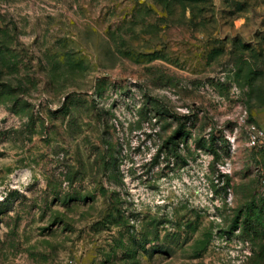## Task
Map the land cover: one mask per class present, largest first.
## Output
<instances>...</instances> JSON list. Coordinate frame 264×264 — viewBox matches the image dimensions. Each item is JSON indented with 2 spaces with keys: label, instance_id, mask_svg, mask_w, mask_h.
<instances>
[{
  "label": "rangeland",
  "instance_id": "rangeland-1",
  "mask_svg": "<svg viewBox=\"0 0 264 264\" xmlns=\"http://www.w3.org/2000/svg\"><path fill=\"white\" fill-rule=\"evenodd\" d=\"M264 0H0V264H264Z\"/></svg>",
  "mask_w": 264,
  "mask_h": 264
},
{
  "label": "built area",
  "instance_id": "built-area-1",
  "mask_svg": "<svg viewBox=\"0 0 264 264\" xmlns=\"http://www.w3.org/2000/svg\"><path fill=\"white\" fill-rule=\"evenodd\" d=\"M264 131L255 125L250 126L249 143L255 145L263 136Z\"/></svg>",
  "mask_w": 264,
  "mask_h": 264
}]
</instances>
